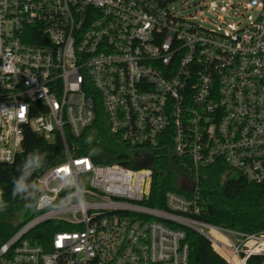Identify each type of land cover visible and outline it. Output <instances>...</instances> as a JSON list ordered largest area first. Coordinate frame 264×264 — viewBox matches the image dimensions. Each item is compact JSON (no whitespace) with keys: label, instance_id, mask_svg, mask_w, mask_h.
<instances>
[{"label":"built area","instance_id":"1","mask_svg":"<svg viewBox=\"0 0 264 264\" xmlns=\"http://www.w3.org/2000/svg\"><path fill=\"white\" fill-rule=\"evenodd\" d=\"M185 5L0 0V163L22 156L27 131L63 144L37 180L50 199L0 244V264H190L187 229L228 264H264V232L200 219L210 168H225V181L264 184V0H240L243 23L219 13L217 28L183 14ZM99 110L110 142L146 166L80 153L97 138L89 131ZM158 158L184 172L185 195L167 191L166 209L146 205ZM49 221L75 230L46 246L28 238Z\"/></svg>","mask_w":264,"mask_h":264},{"label":"trees","instance_id":"2","mask_svg":"<svg viewBox=\"0 0 264 264\" xmlns=\"http://www.w3.org/2000/svg\"><path fill=\"white\" fill-rule=\"evenodd\" d=\"M99 107V104H98ZM97 138L90 136L82 142V155H90L96 163H118L131 169H141L146 166L141 157H134L129 152L119 151L107 137L103 113L99 110L98 118L89 131ZM101 136L102 141L98 143ZM53 149V157L46 160L45 166L34 174L33 179L38 180L43 170L55 165V156H59L63 150L62 140L57 136L55 144H50L45 138L30 131L26 132L24 152L13 164L0 163V193L6 203V208L0 211V244L7 241L29 220L36 217L39 212L36 206L27 207L24 200L11 195V179L17 175L16 166L31 152L47 153ZM93 149L97 151L93 152ZM154 183L152 196L146 205L166 209L165 193L174 190L185 195L182 168L169 167L165 158L154 159ZM225 168H210L207 178L200 183L201 201L204 205V213L200 217L205 222L224 226L247 234L264 232V184H252L245 179L224 180ZM25 216L24 220L17 224L5 222L6 217L15 214ZM72 226L63 225L58 221H49L33 230L28 238L33 242L47 245L57 231H73ZM186 242L190 247V264H228L213 248L210 241L193 230H186ZM263 258L255 257L249 264H261Z\"/></svg>","mask_w":264,"mask_h":264},{"label":"clouds","instance_id":"3","mask_svg":"<svg viewBox=\"0 0 264 264\" xmlns=\"http://www.w3.org/2000/svg\"><path fill=\"white\" fill-rule=\"evenodd\" d=\"M91 142V138H89ZM97 151L93 149V152ZM46 154L42 152H31L25 159L16 166L17 175L11 179L13 198L19 197L24 200L27 207L39 206L42 202H46L50 197L44 188L33 179L34 174L45 166ZM75 181L73 178H66L65 184L71 185ZM85 189L80 188V195L76 197L77 203L81 206L86 205V201L83 198ZM6 203L2 199V193H0V211L5 210Z\"/></svg>","mask_w":264,"mask_h":264},{"label":"rangeland","instance_id":"4","mask_svg":"<svg viewBox=\"0 0 264 264\" xmlns=\"http://www.w3.org/2000/svg\"><path fill=\"white\" fill-rule=\"evenodd\" d=\"M182 1L186 2V5L184 6V8L186 9L182 13L192 14L194 12H197V21L199 23L204 24L206 27L209 28L218 27V24L214 23L213 20H216L219 13H224L227 20L231 23H239V24L243 23V19L241 17V12L243 11V7L238 5L240 0H227L224 2H221V0H182ZM200 3L208 4V8L200 10V6H199ZM45 154H46V160L51 159L53 157V149H50ZM80 181L83 184L85 182V178L84 177L80 178ZM24 218H25L24 215L17 213L14 216L6 217L3 220L5 222L14 225L20 223L22 220H24Z\"/></svg>","mask_w":264,"mask_h":264},{"label":"water","instance_id":"5","mask_svg":"<svg viewBox=\"0 0 264 264\" xmlns=\"http://www.w3.org/2000/svg\"><path fill=\"white\" fill-rule=\"evenodd\" d=\"M229 180H239V179H238V178H231V177H229L228 180H227V182H228Z\"/></svg>","mask_w":264,"mask_h":264},{"label":"snow or ice","instance_id":"6","mask_svg":"<svg viewBox=\"0 0 264 264\" xmlns=\"http://www.w3.org/2000/svg\"><path fill=\"white\" fill-rule=\"evenodd\" d=\"M21 114H23V113L21 112ZM64 171H65V172H67V171H68V169H64Z\"/></svg>","mask_w":264,"mask_h":264}]
</instances>
